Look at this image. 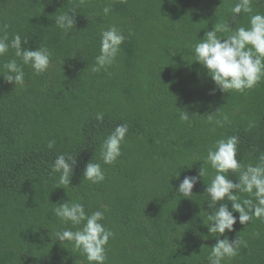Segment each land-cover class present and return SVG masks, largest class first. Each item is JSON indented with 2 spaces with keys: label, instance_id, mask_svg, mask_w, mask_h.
Returning <instances> with one entry per match:
<instances>
[{
  "label": "trees",
  "instance_id": "obj_1",
  "mask_svg": "<svg viewBox=\"0 0 264 264\" xmlns=\"http://www.w3.org/2000/svg\"><path fill=\"white\" fill-rule=\"evenodd\" d=\"M241 2L0 0V36L6 33L10 42L20 34L28 39L22 47L44 45L52 52L43 74L23 66L22 87L0 77V264H88L70 242L55 237L71 225L59 222L52 203L69 198L89 214L107 209L103 223L114 236L105 246V264H209L216 239L203 224L204 191L214 170L208 166L209 176L194 186L191 199L175 189L185 175L197 174V160L219 138L239 137L237 159L244 165L264 154V79L243 93L212 94L216 86L192 61L191 49L215 23L235 30L264 13V0H250V13H232ZM71 11L75 26L66 35L55 17ZM113 24L128 38L116 62L94 72L101 30ZM11 59L20 62L10 48L0 56V72ZM181 110L187 120L180 119ZM124 123L121 155L104 164L101 143ZM61 153L78 156L71 185L57 187L60 174H52L51 165ZM90 159L104 171L99 184L83 179ZM228 175L238 179V173ZM225 235L246 243L222 264H264V219L246 225L237 219Z\"/></svg>",
  "mask_w": 264,
  "mask_h": 264
},
{
  "label": "clouds",
  "instance_id": "obj_2",
  "mask_svg": "<svg viewBox=\"0 0 264 264\" xmlns=\"http://www.w3.org/2000/svg\"><path fill=\"white\" fill-rule=\"evenodd\" d=\"M232 13L239 14L241 11L251 12L250 0H242L235 4ZM75 11L65 12L55 17V24L69 34L75 26V16L70 14ZM103 12L107 15L109 7H104ZM218 33L225 34L224 36ZM124 33L115 25L102 29L100 33L99 54L95 57L94 72L102 69L107 70L112 66L121 52V45L127 39ZM28 43V39L15 34L9 42L5 33L0 36V56L8 53L9 49L15 50V57L3 65L4 71L0 77L4 81L14 85H24L23 66L28 65L35 74L40 75L48 71L51 63L52 52L48 47L40 45L35 50L22 47ZM194 59L207 69L208 75L215 84L211 90L214 94L217 90L223 93L230 91L245 92L254 88L257 83L264 79V13L250 15L248 26H240L235 30L227 24L215 23L212 30L205 32L202 38H198L192 45ZM188 112L181 110L180 119L187 120ZM97 120H103V114H96ZM212 121L213 117H208ZM228 120L225 115L222 120H216L218 126ZM128 133L127 123L117 125L110 134L102 141L100 155L104 164H113L121 155V145L125 142ZM238 136L222 137L214 141L208 148L207 155L202 160L196 175H185L180 180L175 192L184 198L191 199L194 186L204 177L209 176V168L214 170L210 183L206 185L208 194V209L206 222L203 223L216 242L211 246L208 254L209 264H222L226 258L235 257L242 244L246 242L241 237L230 240L226 231L231 232L234 225L239 223L246 225L253 218L264 219V154H261L255 164H242L237 159ZM54 140L47 144L52 148ZM78 156V155H77ZM77 156L59 154L51 165V173H59V184L71 185V178ZM195 161V162H197ZM193 162V163H195ZM193 164L187 166L191 168ZM238 173V179L229 178L228 173ZM181 173L175 174L177 179ZM83 179L94 184L105 180L102 166L90 159L83 169ZM172 186V185H171ZM66 189V187H63ZM241 194H247L242 196ZM229 202L231 207H229ZM52 213L58 218L63 227L55 232L56 240L62 244L70 242L73 249L80 252L88 264H105L107 260L106 245L114 232L103 223L106 208L97 209L90 214L85 211V206L71 200L57 201L52 203ZM239 213L238 218L233 214ZM203 220V218H202ZM259 235V234H257ZM224 238H221V237Z\"/></svg>",
  "mask_w": 264,
  "mask_h": 264
}]
</instances>
